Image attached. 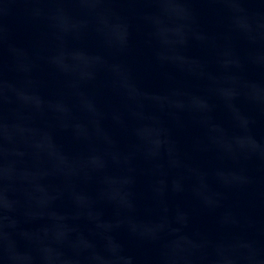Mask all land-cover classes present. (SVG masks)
<instances>
[{
  "label": "water",
  "instance_id": "obj_1",
  "mask_svg": "<svg viewBox=\"0 0 264 264\" xmlns=\"http://www.w3.org/2000/svg\"><path fill=\"white\" fill-rule=\"evenodd\" d=\"M0 264H264V0H0Z\"/></svg>",
  "mask_w": 264,
  "mask_h": 264
}]
</instances>
